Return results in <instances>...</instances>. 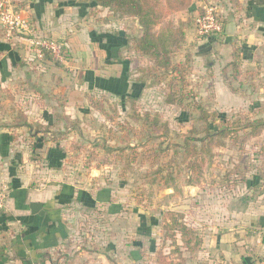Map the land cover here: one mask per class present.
<instances>
[{
  "label": "crops",
  "instance_id": "crops-1",
  "mask_svg": "<svg viewBox=\"0 0 264 264\" xmlns=\"http://www.w3.org/2000/svg\"><path fill=\"white\" fill-rule=\"evenodd\" d=\"M206 1L194 0L182 15L197 14ZM209 1L219 7L224 32L194 41L199 46L193 50L192 86L198 98L208 99V108L264 117V0ZM23 6L42 35L66 44L67 59L63 65L53 56L36 59L25 39L7 38L0 25L1 89L18 97L0 101V184L9 187L7 208L0 212V264H120V232H76L74 227L72 215L78 209H107L112 217L119 207L111 186L91 190L57 178L54 164L63 155L60 142L65 138L56 139L55 132L62 120L71 118L72 102L58 103L54 95L66 91V78L74 77L81 90L100 91L124 106L128 99L137 104L146 88L134 70L142 57L131 44L137 34L129 27L112 28L104 14L91 15L79 0H25ZM136 26L140 34L137 20ZM234 60L242 72L238 79L231 77ZM64 65L70 68L65 71ZM55 73L61 83L52 81ZM254 141H264V132ZM259 182L254 169L235 185V195H244L242 199L234 197L232 186L224 199H209L207 209L201 210L200 202L194 208L199 220L209 223L199 232L203 243L198 259L264 264V192ZM32 203H42L43 213H33Z\"/></svg>",
  "mask_w": 264,
  "mask_h": 264
},
{
  "label": "rangeland",
  "instance_id": "rangeland-1",
  "mask_svg": "<svg viewBox=\"0 0 264 264\" xmlns=\"http://www.w3.org/2000/svg\"><path fill=\"white\" fill-rule=\"evenodd\" d=\"M206 2L210 1L207 0ZM24 3L25 0H19L16 7L22 10ZM188 10L179 11L173 16L177 23L187 22L184 30V41L174 51L173 61L180 63L189 57L191 72L195 65L194 51L196 52L199 46L198 43L194 45V41L206 37H200L196 34L195 13L188 14L187 16L182 15L185 14L183 12H187ZM88 12L91 15H98V12L104 14L106 22L113 23V25L111 24L112 28L129 27L132 33L137 34L132 35L131 39L141 34H138L137 19L135 17L115 13L109 8L103 7L89 6ZM23 15L32 19L27 13H23ZM35 28L38 30L37 26ZM38 33L42 34L40 30H38ZM187 33L189 36H187ZM188 37L189 40H187ZM139 55L143 58L141 57V62L138 61V65L134 69L136 77L143 76L138 70L139 67L152 66V60L149 56ZM66 59L61 62V65H63ZM204 63H207L205 59L203 60ZM64 66L67 68L65 71L70 68V65ZM157 72L158 74H163L161 69H158ZM56 76H58V73H55L52 81L54 83H61ZM167 78L169 79L170 76L164 73V78L154 85H149L151 79H147L146 88L143 90L135 106L142 115L145 112L151 114L158 113L161 114L162 120L168 121L171 129L169 136L162 137L161 132L158 131L153 134V137H156L158 142L162 141L164 147L170 145L169 147L174 148L175 145L182 143L184 135L187 134L192 126L202 128L204 122L199 119L197 111L191 109L184 111L176 104L166 103L168 93ZM188 80L191 83L189 76ZM66 84V91L59 89L54 96H56L55 98L58 103L62 101L72 102L70 103L72 110L69 111V116H71L72 121H77L79 124L78 128H70L64 134L65 139L60 142L63 155L54 164L57 167L55 168V172L57 173V178L64 183H74L91 190L98 189L101 186H111L114 189V199L119 207L118 215L115 214L110 217L107 209L101 208L78 209L77 215L72 216H74L76 232H111L110 230H113V228L117 232H120V264H157L156 256L160 250L164 253L172 254V257H177L178 253L176 251L172 253L175 248L174 239L171 237L172 232H168L163 228L164 212L167 210L183 212L185 216L184 222L188 226L194 228L197 232H204L209 223H204L205 221L199 220V217L194 214V208H198L199 202L201 210H204L207 205H210L208 204L209 199H224L226 197L225 194L228 193V189L239 183L238 181H242V179L235 180L237 177L234 175H227L234 169L235 164H239L243 169L251 166V169L246 172L245 178L250 171H254V169L258 170V167L261 166L260 159L252 154L253 150L256 149L254 144L257 141L252 140L245 145V148H239V145H235L232 141L228 140L226 147L214 149L216 156L213 163L204 166L200 182H189L191 171L182 169V174L176 180L177 189L158 187V183H153L155 179L153 172L160 163H156L155 167H152L149 162L143 163V160L140 158L132 161V157L128 156L132 152L130 146L144 142L147 139V133L137 130L138 140L133 138L131 144L127 141H121L122 137L124 139L127 137L128 130L123 129L122 131L117 124L118 122L123 123L127 128L137 129L138 126L140 127V123L136 124L135 120L131 117L133 114L132 103L126 101L127 104L124 106L120 99L106 96L100 93V91L89 92L87 88L81 90L80 86L76 84L74 77H70V81H68L67 77ZM2 85V78H0L1 102L18 99L12 92H6V90L1 89ZM75 90L78 91V95H72L76 94ZM22 98L23 96H20L21 100ZM199 99L202 100L203 104L208 102L207 98L201 97ZM191 103L192 97L185 100V104ZM209 110H216L222 115L227 116L241 111L240 109L220 111L218 109L214 110L212 107ZM252 112H256V110H252ZM63 123L64 121L62 120L60 126L57 125L56 129H61L62 132H65ZM112 136H116L115 139H112ZM138 150L142 151L143 148L139 146ZM244 150H247L248 153L245 152L244 154ZM242 156H244V160H242ZM181 168H183V165ZM156 180H158V177H156ZM160 186L162 185L160 184ZM193 186L196 187L194 188ZM236 189L238 190L235 186L233 188V195L240 200L244 195H235L234 190ZM232 203L235 204L237 201L233 200ZM151 217H153V221L150 227ZM176 238L187 263L210 264L208 260L204 261L203 258L198 259L197 252L192 253L186 250L182 246L180 234H177ZM105 242L107 243V240ZM134 242H137L136 246L133 245ZM134 250H136L135 255L130 253Z\"/></svg>",
  "mask_w": 264,
  "mask_h": 264
},
{
  "label": "trees",
  "instance_id": "trees-1",
  "mask_svg": "<svg viewBox=\"0 0 264 264\" xmlns=\"http://www.w3.org/2000/svg\"><path fill=\"white\" fill-rule=\"evenodd\" d=\"M81 3L91 7L109 8L115 13L135 17L141 27V34L131 39V44L136 53L149 56L152 60V66L145 68L139 67L138 70L143 76L137 79L145 83L147 79H151L149 85L159 83L164 78V73L168 74L166 85L168 93L166 98L167 104H176L184 111L189 109L197 111L199 119L202 120L203 127L192 126L184 135L182 143L177 144L174 148L163 146V142H158L153 134L161 132L162 137H168L170 126L168 121L162 120L161 114H151L145 112L143 115L139 113L132 103V118L136 124L140 123L138 128H127L123 123H117L118 126L127 131V137H122L121 141H127L131 144L133 138L139 139L137 130L147 133V139L141 144H135L131 147L132 152L128 156L132 157V161L141 159L149 162L152 167L156 163H160L153 172L155 179L153 183H158V187L177 189V177L182 174V169L190 170L189 182H200L203 175L204 166L213 163L216 156L214 149L217 147H226L227 141L239 145V148H245V145L258 138L264 132V117H253L252 115L239 111L229 116L222 115L219 111H210L206 104L198 98V92L189 83L188 76L190 72L189 57L180 63L173 61V54L178 49L185 38V27L187 22L177 23L173 16L175 13L188 10L193 0H79ZM236 5L238 3L236 2ZM45 57L52 59V54L45 51ZM55 63L60 64L58 60ZM231 77L238 79L242 74L240 65L237 60L230 63ZM161 69L163 74H158L157 70ZM229 87L233 91H237L232 82L228 81ZM192 97L191 104H185V100ZM113 120V119H112ZM79 122L72 121L70 117L65 118L64 131L55 132L56 139L65 138V133L70 128H78ZM137 126V125H136ZM133 136V137H131ZM116 136H112L115 139ZM143 148L142 151L138 147ZM255 150L252 154L261 161L258 167L259 185L262 186L264 192V141L254 144ZM243 151V150H242ZM248 153L244 150V154ZM168 158V159H166ZM244 160V156H242ZM161 161V162H160ZM183 165V168L181 166ZM254 168V167H252ZM251 169L241 168L239 164H235L234 169L227 175H234L235 180H245L246 172ZM158 177V180H156ZM227 177V176H226ZM223 180V179H222ZM239 182V181H238ZM160 184L162 186H160ZM184 213L174 210H167L163 214V228L170 231L171 237L174 239L175 248L172 251L178 253L177 257L172 254L164 253L162 250L157 252V264H189L183 256L178 245L177 234H180L183 247L194 253L200 250L203 239L202 236L194 228L184 222Z\"/></svg>",
  "mask_w": 264,
  "mask_h": 264
},
{
  "label": "built area",
  "instance_id": "built-area-1",
  "mask_svg": "<svg viewBox=\"0 0 264 264\" xmlns=\"http://www.w3.org/2000/svg\"><path fill=\"white\" fill-rule=\"evenodd\" d=\"M19 0H0V25L7 38H23L36 59L43 60L45 51L60 61L66 58V44L38 33L33 21L24 16L21 9L17 8ZM195 31L200 37L220 36L224 32V24L219 7L213 2H203L195 16ZM9 187L0 184V212L7 208Z\"/></svg>",
  "mask_w": 264,
  "mask_h": 264
},
{
  "label": "water",
  "instance_id": "water-1",
  "mask_svg": "<svg viewBox=\"0 0 264 264\" xmlns=\"http://www.w3.org/2000/svg\"><path fill=\"white\" fill-rule=\"evenodd\" d=\"M42 207H43L42 203H32L31 204V209L33 213H37V212L43 213Z\"/></svg>",
  "mask_w": 264,
  "mask_h": 264
}]
</instances>
